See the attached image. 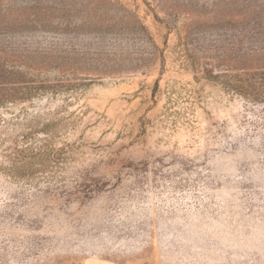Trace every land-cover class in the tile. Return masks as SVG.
Returning <instances> with one entry per match:
<instances>
[{
	"label": "rangeland",
	"instance_id": "rangeland-1",
	"mask_svg": "<svg viewBox=\"0 0 264 264\" xmlns=\"http://www.w3.org/2000/svg\"><path fill=\"white\" fill-rule=\"evenodd\" d=\"M0 54V264H264V102L191 61L264 0H0Z\"/></svg>",
	"mask_w": 264,
	"mask_h": 264
},
{
	"label": "trees",
	"instance_id": "trees-1",
	"mask_svg": "<svg viewBox=\"0 0 264 264\" xmlns=\"http://www.w3.org/2000/svg\"><path fill=\"white\" fill-rule=\"evenodd\" d=\"M191 61L195 69L197 71L202 70L208 79L223 84L228 90L241 93L256 101L264 102V65L242 69L232 68L227 65L228 68L224 72L214 74L213 69L205 67V64H201L194 56H191ZM13 72V69L7 67L6 59L0 54V91L7 89L8 84L11 82L9 81L11 78L9 75ZM14 96L12 94L2 95L0 100L14 99L16 98Z\"/></svg>",
	"mask_w": 264,
	"mask_h": 264
}]
</instances>
